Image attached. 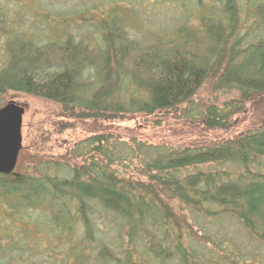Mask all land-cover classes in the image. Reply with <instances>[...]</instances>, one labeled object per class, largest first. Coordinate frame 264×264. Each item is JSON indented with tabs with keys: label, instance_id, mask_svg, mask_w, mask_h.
<instances>
[{
	"label": "trees",
	"instance_id": "16d2710c",
	"mask_svg": "<svg viewBox=\"0 0 264 264\" xmlns=\"http://www.w3.org/2000/svg\"><path fill=\"white\" fill-rule=\"evenodd\" d=\"M214 2L220 7L204 19L218 25L205 28L201 60L188 57L186 47L193 42L186 34L175 40L178 45L157 38L144 48L149 53L131 58L143 48L109 13L101 17L89 63L81 41L68 37L40 48L30 36L13 34L19 38L0 67V95L35 96L85 119L153 114L188 103L216 76V90L238 95V106L204 111L205 126L222 128L240 105L264 94V36L230 42L237 3ZM260 11L263 16L264 7ZM3 15L0 0V27ZM46 46H53L57 59L40 52ZM124 62L134 75L127 77ZM87 69L95 73L91 86ZM73 153L85 160L79 168L63 169L62 179L0 175V264L264 263L254 251L264 244V178L250 173L264 160V130L193 149L97 135ZM130 166L137 178L122 173ZM231 223L242 227L253 250L239 243L240 234L228 229Z\"/></svg>",
	"mask_w": 264,
	"mask_h": 264
},
{
	"label": "rangeland",
	"instance_id": "374dc122",
	"mask_svg": "<svg viewBox=\"0 0 264 264\" xmlns=\"http://www.w3.org/2000/svg\"><path fill=\"white\" fill-rule=\"evenodd\" d=\"M196 1L1 0L4 21L0 27V67L5 66L7 62L8 48L12 47L10 43L23 33L30 36L40 48L45 46L46 42H61L68 37L76 42L81 41L80 45L85 48V63L93 62V42L100 37L97 28H100L101 17L108 13L110 17L121 20L119 30L126 33L128 39L139 47L142 46V51L134 53L136 56L132 55L131 58L149 53L151 50L146 51L144 48L153 45L157 38L165 45L173 42L178 45L175 40L180 38L181 34H186L193 42L186 47L188 57L193 56L201 60L205 56L204 43L201 41L205 28L218 25V20L204 18H207L208 13L211 15L214 12L213 7L217 4L214 0H198L195 3ZM235 1L237 23L230 42H249L253 38L264 36V15L261 16L260 11L264 7V0ZM227 32L228 30L225 33ZM13 34L19 36H12ZM52 49L53 46H46L45 50L40 52L53 54L55 51H51ZM58 56L59 54L55 53L53 58L57 59ZM123 66L129 73L127 77L133 74L134 71L128 62H124ZM87 70L89 72L84 73L86 76L82 73V77H87L86 82L91 86L95 81V73ZM215 77L205 80L188 103L174 109L153 114L123 112L114 117L95 119L78 118L75 115L77 110L71 115L64 112L55 102L6 91L0 95V108L8 102H13L24 110L20 130L21 149L14 172L34 179H62L67 171L63 169L71 171L72 168H79L85 160L76 157L73 150L86 139L97 135H109L112 139L122 142L135 140L148 146L193 149L221 144L247 132L264 130V94L253 96L240 105L241 111L232 116L224 127L210 128L204 125L203 115L206 108H221L226 103L238 106V95L234 91L215 89ZM139 79L144 78L141 76ZM114 169L118 171L119 168ZM123 169L122 173L128 172L127 176L138 177L137 173L131 171V166ZM191 172L193 171L188 170L187 174ZM250 173L264 178V160H260L256 170L250 169ZM176 210L178 211L177 207ZM182 212L186 211L183 209ZM227 225L228 222H225V226ZM228 229L237 234L244 232L241 226L236 227L234 223H231ZM37 232L39 233L38 230ZM237 238L239 243L253 250L252 246H248L249 242L245 241L244 235L240 234ZM41 245L46 247L45 242ZM254 251L261 254L264 262V244L255 247Z\"/></svg>",
	"mask_w": 264,
	"mask_h": 264
},
{
	"label": "water",
	"instance_id": "95a60500",
	"mask_svg": "<svg viewBox=\"0 0 264 264\" xmlns=\"http://www.w3.org/2000/svg\"><path fill=\"white\" fill-rule=\"evenodd\" d=\"M24 110L13 102L0 108V175L14 173L21 149V124Z\"/></svg>",
	"mask_w": 264,
	"mask_h": 264
}]
</instances>
